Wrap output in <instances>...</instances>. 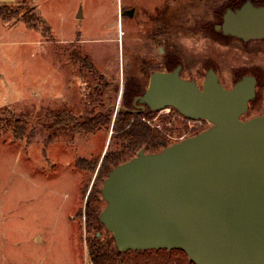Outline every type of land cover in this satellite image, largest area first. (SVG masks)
Here are the masks:
<instances>
[{"label": "rangeland", "instance_id": "374dc122", "mask_svg": "<svg viewBox=\"0 0 264 264\" xmlns=\"http://www.w3.org/2000/svg\"><path fill=\"white\" fill-rule=\"evenodd\" d=\"M207 1L213 0H0V264H91L95 238L116 245L100 221L89 227L88 207L100 213L106 207L101 190L107 178L99 171L103 156L124 153L113 128L121 113L117 85L121 91L123 74L141 61L137 50L148 56L154 51L149 42L131 39L127 21L116 16L118 3L146 5V14L167 25L176 37L183 74L205 72L202 63L213 61L226 89L238 80L232 73L240 68L249 67L263 82L262 49L226 46L223 35L211 28L219 22L221 6ZM19 8L33 12L10 13ZM35 13L46 25L23 16ZM72 47L89 54L99 72L114 80L111 86L91 88L93 81H87L76 58L70 59ZM169 115L177 123L170 107L153 112L146 122L164 130L169 125L162 117ZM106 116L112 120L103 127L79 128ZM183 123L184 133L171 134L169 141L212 126L186 117Z\"/></svg>", "mask_w": 264, "mask_h": 264}, {"label": "water", "instance_id": "95a60500", "mask_svg": "<svg viewBox=\"0 0 264 264\" xmlns=\"http://www.w3.org/2000/svg\"><path fill=\"white\" fill-rule=\"evenodd\" d=\"M220 28L261 39L264 6L229 10ZM180 71L154 72L137 100L212 126L114 167L101 190L99 221L120 252L180 249L195 264H264V114L240 120L256 78L227 90L210 70L199 88Z\"/></svg>", "mask_w": 264, "mask_h": 264}, {"label": "flooded vegetation", "instance_id": "af4514ba", "mask_svg": "<svg viewBox=\"0 0 264 264\" xmlns=\"http://www.w3.org/2000/svg\"><path fill=\"white\" fill-rule=\"evenodd\" d=\"M211 2V1H207ZM251 3L253 7H261L264 6V0H213L211 2V7L216 8L219 4L221 8L219 9H225L222 15H219V22L214 24L212 26V29L217 30L221 35L224 37V43L226 46H234L237 49L241 51H247L254 49L256 47H260L259 49L264 53V37L261 39H248L243 40L237 36L234 35H227L223 31V29H217V26H221L224 21V16L226 15V12L229 10L236 11L243 7L246 3ZM146 5H134V6H123L120 8V16L121 18L127 21V24L129 26V30L133 32L132 40L135 41H147L149 44L154 48V51L150 52L149 55H144L142 51H137L134 53L136 59H140L141 61L136 62V59H133L134 63L131 67L129 66V74L125 75V73L122 76V86L120 91V82L117 85V91H115L116 98H119V107L118 110L126 111L131 114H137V113H146L151 114L153 111H162V110H151L149 105L140 102V99L137 100L139 96H142L148 89V86L150 84V77L152 74L156 71L159 72H172L176 70L177 68H181L180 71V78H185L188 80L194 81L197 85L199 83V78L201 77L203 79V83L199 88H202L204 81L206 79V74L213 70L217 76L220 79L221 78L219 73L216 71L217 66L216 63L213 61H206L205 63H202L204 67L206 68L205 72H201V70H194L190 71L189 73L183 74V61L181 58L180 52L176 49L175 46V40L176 37L174 35H171L170 32L167 29V25L161 24L157 20H154L153 15H149L150 13L146 14L145 12ZM148 10V9H147ZM152 13L154 11H151ZM154 21V23H152ZM74 41H71V43ZM84 41H78V43H82ZM254 42L253 45L250 43ZM66 43V42H64ZM77 46V45H76ZM79 47V46H78ZM79 49V48H78ZM76 47H72L70 59H77L79 62V65H81L82 72L87 74V81L91 80L92 85L91 88L94 87L95 90H101L108 88L111 83L114 80L110 77V79L105 78L103 76L98 68L93 64V62L89 58V54L85 57V55L82 54L81 51H77ZM257 49V48H256ZM139 56V57H137ZM252 67H256L255 65ZM139 68V69H138ZM249 68V67H248ZM246 69L245 72L240 71V69H236L234 73H232L234 79H238L234 82L232 87L241 79L248 76H253L256 78V85H255V95L249 99L247 108L248 110L246 113L242 114L240 116V120L242 121H248L251 118L261 116L264 114V80L263 82L259 78V76L254 75L252 71H248L249 69ZM258 69H262L261 67H257ZM255 68V69H257ZM258 71V70H257ZM258 73V72H257ZM108 79V80H107ZM110 80V81H109ZM145 82V83H144ZM87 84V83H86ZM90 82L88 83V85ZM223 85V84H222ZM144 87V88H143ZM225 88V87H224ZM227 89V90H231ZM100 97H97V102L100 101ZM122 104V106H121ZM171 109H174L177 112V124L178 126H181L183 123V120L186 116L182 115L178 110H176L174 107L170 106ZM172 111V110H171ZM170 117L171 116H167ZM187 118V117H186ZM170 119L166 125H169L168 127L173 126V121ZM191 120V119H189ZM168 137H172L171 135H168Z\"/></svg>", "mask_w": 264, "mask_h": 264}, {"label": "trees", "instance_id": "16d2710c", "mask_svg": "<svg viewBox=\"0 0 264 264\" xmlns=\"http://www.w3.org/2000/svg\"><path fill=\"white\" fill-rule=\"evenodd\" d=\"M18 12L23 13L21 8L17 9V11L15 9L10 10V13ZM25 12H33V9ZM223 12L224 9L220 10V15H222ZM23 16L25 19L34 22V24L42 23V25H46L45 20L38 19L36 13L31 16H26L25 14ZM119 112L121 113L117 115L113 124L115 131L114 134L118 135L122 142L121 151H124V153H130L131 156L129 158H124V153L114 154L107 151L102 158L101 167L99 169L105 179L114 167L123 164V162L136 156L139 150L144 148L146 153L161 151L173 144V142L169 141L168 135L174 134L180 136L185 131L186 126L184 123H182L181 126H178V124L175 123L170 128L165 126L164 130H160L157 127H150L146 122V119L152 118L151 114L153 113H137L134 115L123 110ZM153 112L155 113L156 111ZM167 118L168 117H162V120L164 122L169 121L170 117L169 119ZM111 120V116H106L103 120H92L87 124H83L79 128H85L87 131H90L91 129H94L96 125L103 127V125H106L107 123L109 124ZM204 130L202 129V131ZM201 132L197 134H200ZM99 213L100 210L98 208L94 207L93 209H90L88 207L87 223L90 228L93 222L99 223ZM89 256L91 264H195L189 259L188 255L180 249H173L172 251L158 249L120 252L114 244V240H108V242L103 243L98 238H95L92 243Z\"/></svg>", "mask_w": 264, "mask_h": 264}, {"label": "crops", "instance_id": "0c3cea01", "mask_svg": "<svg viewBox=\"0 0 264 264\" xmlns=\"http://www.w3.org/2000/svg\"><path fill=\"white\" fill-rule=\"evenodd\" d=\"M19 1H23V0H19ZM167 4V3H166ZM153 5H164V4H153ZM15 6H18L17 4H15ZM150 6V5H149ZM121 7H123V4L121 3L120 5H119V3L117 4V7H116V16L121 20V16H120V8ZM22 12H25L24 10L22 11ZM81 15H83L82 14V11H81ZM49 28H50V26H49ZM51 29V28H50ZM49 32H51V30H49ZM76 34H80L79 32H76ZM81 35V34H80ZM68 36H66L65 38H64V42H68ZM65 43V44H66Z\"/></svg>", "mask_w": 264, "mask_h": 264}, {"label": "built area", "instance_id": "2783aa9c", "mask_svg": "<svg viewBox=\"0 0 264 264\" xmlns=\"http://www.w3.org/2000/svg\"><path fill=\"white\" fill-rule=\"evenodd\" d=\"M201 121V120H200Z\"/></svg>", "mask_w": 264, "mask_h": 264}]
</instances>
